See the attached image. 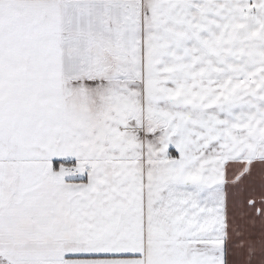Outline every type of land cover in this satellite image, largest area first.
<instances>
[{
	"label": "snow or ice",
	"instance_id": "obj_1",
	"mask_svg": "<svg viewBox=\"0 0 264 264\" xmlns=\"http://www.w3.org/2000/svg\"><path fill=\"white\" fill-rule=\"evenodd\" d=\"M0 264H264V0H0Z\"/></svg>",
	"mask_w": 264,
	"mask_h": 264
}]
</instances>
